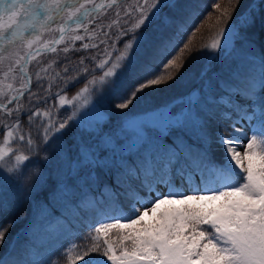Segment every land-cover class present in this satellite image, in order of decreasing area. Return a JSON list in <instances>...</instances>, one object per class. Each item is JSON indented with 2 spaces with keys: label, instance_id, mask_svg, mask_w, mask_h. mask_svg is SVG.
<instances>
[{
  "label": "snow or ice",
  "instance_id": "snow-or-ice-1",
  "mask_svg": "<svg viewBox=\"0 0 264 264\" xmlns=\"http://www.w3.org/2000/svg\"><path fill=\"white\" fill-rule=\"evenodd\" d=\"M109 9L114 18L102 48L83 43L78 61L65 57L57 82L39 96L29 93L32 108L21 107L19 93L7 100L15 106L3 109L0 191L12 182L23 188L32 180L23 174L27 162L49 161L50 150L59 166L51 177L31 169L40 178L27 191L42 197H26L31 235L19 251L11 244L4 251L13 221L0 226V264H58L57 248L77 235L61 250L75 251L71 264H264V46L257 51L253 39L264 35V0H229L230 11L220 15L231 23L206 46L202 65L177 62L180 38L197 15L188 0H134L127 7L124 0H0V42L13 46L30 33L31 48L37 30L58 16L87 34L93 13ZM58 30L63 41L69 28ZM190 81L197 87L169 104L123 111L161 85L181 90ZM57 99L63 111L54 112ZM22 121L29 127L40 121L27 140H35V155H15L10 163L8 145ZM7 208L0 199V212ZM201 225L210 227L198 231ZM113 229L131 241L119 255L101 239Z\"/></svg>",
  "mask_w": 264,
  "mask_h": 264
},
{
  "label": "trees",
  "instance_id": "trees-1",
  "mask_svg": "<svg viewBox=\"0 0 264 264\" xmlns=\"http://www.w3.org/2000/svg\"><path fill=\"white\" fill-rule=\"evenodd\" d=\"M188 2L193 4L197 15H195L194 17L195 22L188 29V32H190L191 34L189 35L188 32H186L181 36L180 51L176 53V56L179 57L177 62L183 63L185 67H187V65L193 61H197L202 65L204 63L206 46L212 42V40L217 36V33L220 30L226 28L227 25L231 23L227 16L221 17L220 15L221 12H225L226 10L230 11L229 0H188ZM215 2L220 3L221 7L219 11H217L212 6ZM253 39L254 43L260 45L264 42V35H261L257 32V35ZM261 48L262 46H260L258 51H260ZM91 54L95 55V53ZM50 55L51 57L49 59L53 60L52 73L55 75L57 73L63 75L61 68L57 67V65L65 63V57H70L73 61H78L84 54L75 53L73 51H68L67 53L59 51L55 54L53 53ZM173 74L175 75V73ZM47 78L50 79L49 77ZM177 79H179V76H177ZM33 80L34 81L32 83L30 92L41 95L44 89L49 88L51 84L57 82V77L55 81H39L35 78H33ZM170 83L175 84V81H171ZM194 87H197L195 81H190L189 84L181 90L171 88L168 84L161 85L160 89L158 91H154L153 95L150 98L140 103L141 107H145L148 100H151L154 103L155 107L169 104L175 99L177 95L181 94V92H186ZM56 89L57 88H51L53 92H55ZM30 92H28L21 99V107L23 109L25 107L23 103L28 98ZM66 95L71 96L73 95V92H66ZM52 102L51 104L56 107L57 100ZM136 108H132V106H130L131 110L129 111H136ZM43 109L47 110L48 107L41 106V110ZM113 119H116V117H113ZM39 123L40 121H36L31 127H29L26 121H22V124L24 126L21 128V130L25 131L26 135H28V138L29 136L34 138L36 135V127L39 126ZM35 143V140H33L32 145H29L27 142L24 145L19 144L17 146L18 148H16V152L34 156L35 152L32 149L34 148ZM16 145L17 144H15V147ZM50 155L51 159L46 162L39 158L35 160H29L27 162V166L24 168L23 174L24 176L32 175V180L28 181L27 184H24L23 188L21 187L20 183L12 182L4 185L3 190L0 191V199L6 200L8 202L7 210L0 212V226H4L9 221H13V226L6 234V246L4 251L10 250L7 247L8 244L13 245L19 251L31 235L29 229L33 226L32 203L29 199H26V197L31 195L32 199L36 200L37 202L42 199L41 195L37 193H29L27 191L28 187L36 184L40 178L39 175H33L31 169L33 167H38L41 170L40 175H46L49 177L54 176L59 164L54 152H51V150ZM40 156H43V153H40ZM116 230L118 229L110 230V235H113V237L115 236L117 238L120 231L116 232ZM84 231H86V229H80L81 233H83ZM71 240H75L78 242L79 235L71 237L69 238V240H65L61 247L56 250L55 255L57 257H65L61 255V250L64 249Z\"/></svg>",
  "mask_w": 264,
  "mask_h": 264
},
{
  "label": "rangeland",
  "instance_id": "rangeland-1",
  "mask_svg": "<svg viewBox=\"0 0 264 264\" xmlns=\"http://www.w3.org/2000/svg\"><path fill=\"white\" fill-rule=\"evenodd\" d=\"M107 3L108 0H96V3ZM74 2L79 3L80 0H74ZM134 2V0H124V5L127 7L128 4ZM93 16L96 17L95 21L88 24V33L85 34L84 30L76 29L75 26L69 27V23L67 21V17H56L55 21L51 23V26L46 24L42 29L37 30V35H39L40 39L38 42L33 44L31 48L28 47L27 40L31 38V34H26V38L23 42H17L13 46H8L4 44V42H0V48H4L5 51L3 53H0V102H7L12 96L16 95L21 90L25 89L28 84V80L26 76L21 71V66L24 63V58L34 50L35 48H46L53 44L55 38L58 36L59 33V27L63 26L64 23H66V28H69L67 32L64 34L63 41H59L56 46V51L52 52L51 50L43 52V51H37L33 52L35 53L34 56H30V59L25 65V70L29 74L31 82H33V78L37 79V75H39L40 80H56V75L52 73V65L53 60L49 59L51 57L50 54H55L57 52H64L65 46H67L68 51H73L75 53L84 54V50L82 49L83 43H96L99 45L100 48L103 47L102 44H100V40L103 39V32L107 31V26L111 23L113 17L112 10L109 9L107 12H104L103 10L98 11L97 13H93ZM92 17H89V20H92ZM76 35L84 36L83 41H76L74 40V37ZM215 39V38H214ZM212 43V42H211ZM210 43V44H211ZM209 44V45H210ZM256 45V50L260 48V46L264 45V42L260 45ZM10 49V52H9ZM76 49H80V51H76ZM89 53H95L97 52V49L95 48H89ZM102 55V54H101ZM49 77L50 79H48ZM59 90L56 89L55 92H58ZM34 93V92H32ZM66 95V93H65ZM74 95V94H73ZM73 95L66 97L68 99H72ZM36 96H39L36 94ZM19 103L21 105V100H19ZM35 103V96L30 100L29 96L26 99V101L23 103L25 106L24 109L31 108ZM53 103V102H52ZM79 101H75L74 104L67 105V108L72 109L75 107L76 104H78ZM147 105L154 106V103L151 100L147 101ZM15 105H9L8 107H14ZM65 106L59 105V100L57 99L56 107L54 112H60L64 110ZM144 106L141 107V104L137 105L136 111H131L133 113L142 111ZM3 109L0 108V123H3ZM48 110V109H47ZM47 110H41V111H47ZM131 109H126L124 112H129ZM19 115V113H17ZM53 118H57L56 116H53ZM134 115L127 117L126 119H135ZM44 119H47L46 117ZM13 122L12 119H9L7 121L8 124H11ZM135 121L129 122V127L134 128L135 127ZM0 144L3 143L4 138V130L3 128H0ZM25 135V141L20 142L16 139L19 135ZM251 135V133H249ZM28 135H26L25 131L20 130L18 132H14L13 140L9 143L8 147L11 148L12 154L10 157H6V159H9L10 163L14 162L15 155H25L23 153L16 152V148L19 144H25L28 140ZM15 144L16 147H15ZM135 143L132 145V147H135ZM241 154H243L244 149H240ZM209 225H201L198 228L199 230H205L209 229ZM117 238L113 235H110V232L108 233L107 237H104L103 234H101V239H106L108 243H110L113 247V249L116 251V254L119 255L122 248L127 247L131 248V241L125 239L127 232L125 230H116L118 232ZM191 232V228H189L186 232V234ZM76 255L75 251H70L67 253V256L65 257H58V264H71V260L68 257H74ZM82 264V262H81ZM111 264V262H109Z\"/></svg>",
  "mask_w": 264,
  "mask_h": 264
},
{
  "label": "water",
  "instance_id": "water-1",
  "mask_svg": "<svg viewBox=\"0 0 264 264\" xmlns=\"http://www.w3.org/2000/svg\"><path fill=\"white\" fill-rule=\"evenodd\" d=\"M0 105L6 106L5 104H0Z\"/></svg>",
  "mask_w": 264,
  "mask_h": 264
},
{
  "label": "bare ground",
  "instance_id": "bare-ground-1",
  "mask_svg": "<svg viewBox=\"0 0 264 264\" xmlns=\"http://www.w3.org/2000/svg\"><path fill=\"white\" fill-rule=\"evenodd\" d=\"M64 26V25H63ZM65 27V26H64Z\"/></svg>",
  "mask_w": 264,
  "mask_h": 264
}]
</instances>
